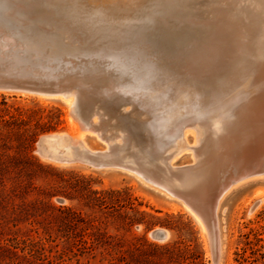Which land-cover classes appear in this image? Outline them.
Returning a JSON list of instances; mask_svg holds the SVG:
<instances>
[{
    "label": "rangeland",
    "instance_id": "1",
    "mask_svg": "<svg viewBox=\"0 0 264 264\" xmlns=\"http://www.w3.org/2000/svg\"><path fill=\"white\" fill-rule=\"evenodd\" d=\"M66 1L67 0H56L59 6L57 12L59 22H66V25L69 27H71L69 25L71 20L80 22L79 26L77 25L78 23H75V28L72 29L77 35L80 37L86 36L88 38L86 31L90 29L91 31H88V33L91 34L90 38L94 35L95 37H93L99 40L106 33L103 29H100L101 31L98 29L105 26L104 28H108V31L110 30L113 36H116L115 38L113 37L114 40L119 37L118 40L120 41H115L119 47L126 46V40L128 41V37L131 36L132 31H135V29L138 30L134 25L139 26L141 24H147L149 29L150 26H155V29H160L163 33L169 32L171 26L170 20H173L175 14H178L177 17L179 16L180 18H178L181 21L183 20L182 22L185 26L190 24H188V13L200 19L203 18L204 20L207 18L209 19V17L211 18V16L216 21L220 18L222 20L226 19V21L228 20L231 24L236 20L235 17L240 18L234 22V25L237 26V29H239V27L241 28L238 31L243 29L249 34L242 30V33L238 32L237 35L240 36L243 34V36H241L245 39H242V37H240V39L238 36V41L233 42L235 45L240 43L241 47L247 44L244 49L238 47L236 49H231V58H233L234 55H238L236 64H232V66L237 67L242 61L250 64L256 54L260 38L258 32H261V29H258V27L261 28V26L258 23L253 24L255 23L253 20L254 15L252 14L254 12L252 10L254 9L251 8L261 4L263 5L260 7L264 8L263 0H249L250 2L248 0H246V2L245 0H241L242 3L239 0H211V2L210 0H198L199 2L197 0H138V2L137 0H110V2L106 0L108 3H106L105 0H93V2L92 0ZM167 1L169 2L167 3ZM251 2H253V4ZM210 3L213 4L210 5ZM82 4L84 6H82ZM174 4L175 6H173ZM208 4L210 7H208ZM10 5H12V3ZM212 6H214L215 9ZM204 7L206 11L203 9ZM93 9L94 11H92ZM96 9L97 13H95ZM100 9L102 11H100ZM90 10L94 15L92 13L90 14ZM173 10L175 12H173ZM262 11H264V9ZM81 12H83L82 15L80 14ZM221 12L223 14H221ZM140 13L143 18L140 17L139 19L136 15ZM227 13L229 16H227ZM244 13L247 14L244 15ZM262 13L264 14V12ZM102 15H104V20ZM71 16H74V18ZM80 16H82L83 21H80ZM90 16L94 17L90 19ZM99 18L101 20H99ZM140 20L142 21L140 22ZM251 20H253V23H251ZM104 21L106 22L103 23ZM184 21L186 22L184 23ZM203 21L201 20L200 22ZM241 21L244 24L247 23L245 25L246 27L244 24H241ZM124 22L127 26L124 25ZM107 23L110 24L108 25ZM131 23L132 25H130ZM133 23L135 24L133 25ZM173 23L176 28H183L181 23ZM106 24L108 26H106ZM85 25L88 26V29ZM254 25L255 27L258 25L257 29L259 31H255L257 29H255ZM125 27L127 28V32L125 31ZM248 27L255 32L251 33L252 31H250ZM121 28H125V30L121 31ZM125 32L126 35L128 34L127 36H124ZM119 33L121 35L122 33L124 34L122 35L123 38ZM187 35V37L190 36V42L192 43L199 40L198 37H194L193 33L188 32ZM123 39H125V43H123ZM251 43H253V45H251ZM247 47L251 49L248 50ZM250 51H254V54L251 52L252 56L254 55L253 57ZM231 58H229V60ZM232 66L230 65L229 68ZM222 77H217L218 81H222ZM0 92V114H4L5 112V106L2 103L3 99L1 97L3 96L5 98L4 102L6 103V108L9 107L11 112L15 113L16 109L21 111L27 110V116L23 115V117L28 119V121L30 120L32 124L34 123L33 120L37 118V114L40 113L38 111L44 110L43 116L45 114H51L50 116L53 117L59 116V122L56 124L54 130L39 134L34 140H32V125L28 129H17L14 127L8 130L0 125V264L264 263L260 255L264 252V249L259 250L256 246L248 248L245 245L247 240H253L256 235L258 238L262 239L260 243L264 246V177H256L230 188L219 202L216 208L219 250L218 260L216 263H213V259L210 256L212 255L211 246L206 232L198 225L199 223L195 217L175 197L173 199L172 196L145 183V181H142V178L127 170L125 171L117 168H95L80 162H70L66 164L55 161V163H53V159L44 157L36 151L37 140L43 135L59 133L68 136L72 133V129L74 128L73 125H76V127L78 126V130H80L78 121L73 119L70 115L71 104L59 98H38L35 95L13 92H5L9 94H4L2 91ZM241 104L242 102H235L232 104V108L236 110ZM219 110L220 112L223 111L222 108L218 109V111ZM70 118L72 119L70 120ZM213 119L214 118L210 117L207 121H210L211 126L215 129L216 126H222L224 123L223 120H225L224 118H217L216 122H212ZM220 119L221 121H219ZM96 121H98L97 117ZM193 127L194 126L188 127L191 129V132H188L186 135L189 144H192V142L194 143L199 135L196 128L194 129ZM91 135L87 134V132L82 135V141L84 140L83 143H85L84 145L86 147L88 146L92 151H103L104 148L105 151L107 149V144L100 141L95 135V137ZM205 136L208 145L211 144V140L213 139L211 135L206 134ZM205 136H203V138H205ZM191 151L192 150L186 149L184 153H179L177 157L175 155L170 165L173 168L174 166L175 168H182L194 164L195 162L193 163V161H196V159ZM27 152L32 158H28L26 155ZM145 155L146 153L144 150L141 156L144 158ZM156 162L160 163L161 160L158 159ZM95 192H98V195H96ZM96 196L102 199V205L96 202ZM66 209L71 211L74 219L81 221L78 226L70 227L65 221L58 218L61 216L60 211ZM13 223L17 224L19 227L20 231L18 235L20 236H25L27 234L35 236L33 232H29L31 227L30 223L32 225L38 223L41 225L49 224L53 226L54 231L52 232L51 241L43 240V251H39L43 252L44 256L41 257L36 253L35 258H23L19 250H17L15 254L12 250H8L6 246H4L1 239L10 232L8 227H10L12 231H15V229L11 227ZM159 229L168 231L167 239L155 240L152 238L150 235L152 230ZM83 241L85 242L84 244ZM244 249L246 252L242 253ZM240 254L245 255L247 258L246 262L240 257Z\"/></svg>",
    "mask_w": 264,
    "mask_h": 264
},
{
    "label": "bare ground",
    "instance_id": "2",
    "mask_svg": "<svg viewBox=\"0 0 264 264\" xmlns=\"http://www.w3.org/2000/svg\"><path fill=\"white\" fill-rule=\"evenodd\" d=\"M10 2L12 5H10ZM168 2L169 1H167V3ZM106 3H108V1ZM251 3L253 4V2ZM175 4L173 6H175ZM211 4L213 3H210V5ZM261 5L251 8L254 9L252 10L254 11L252 14L254 15L253 20L255 22L253 23V20H251V23H258L261 28L258 27V25L256 27L254 25V27L255 29H257V27L258 29H261V32H258L260 38L258 37L259 44L258 48L256 47L257 50L255 56L253 55L254 57L252 56L254 51H250V53L252 52L251 56L253 57L250 64L242 61L240 64H238L239 62L237 63L238 67L232 66V64H236V58L238 55H234V57L231 58V49H236L237 47L244 49L247 46L245 43L244 47H241L240 43H238V45L233 43L238 41L237 37L239 35H237V33H242L243 30L238 31L241 28L239 27V29H237V26L234 25V22L240 18L235 17V20L230 16L235 20L232 22L233 20L229 17L232 20H230L232 22L231 24L228 20L226 21V19L222 20L220 18L216 21L211 15V18H207L208 20L206 19V21L203 18L200 19L195 17V15L193 16V14L188 13V24H190L187 25L189 27L183 25V20L181 21L179 19L180 17H177L178 14H173V20H170V31L167 33H163L160 29H155V26H150L149 29L147 24L136 26L134 25L135 23H133L138 30L135 29V31H132L131 36L128 37V41L126 40V43L124 40L127 38L124 37V42H122L125 43L126 46L123 47H119V45L115 43V41H120L118 40L119 37L114 40L113 34L110 30L108 31V28H104L105 26L98 29L99 31H101L100 29H103L106 33L100 38V40L95 39L94 35V37L91 36V40V34L88 33L89 29L86 31L88 39L90 38L89 41L87 40L88 45L81 46L86 49V51H80L79 53L72 55L75 58L85 57V59H80V61L77 62L74 60L66 61L65 67H62L65 71L73 72L76 75L74 76L72 73H68L66 75L65 91L62 95V98L71 104L72 107L76 102V96L78 97L81 95L96 98L100 97L119 105L121 115L117 118V121L123 128V132H118V134L114 136L115 138L108 143L104 141L107 144V149L104 151V148L103 151L107 153V156H115L128 145L127 142L130 137V130L127 128L126 122L128 120H132V124L138 126L139 129L146 134L151 155L154 158L162 160V165H155L154 170L151 172L152 176L148 175V181L157 189L164 190L165 193L170 196L173 195V199L175 195L171 192L174 190L172 184H170L168 179L165 180L163 178L165 180L163 181L157 178L159 176H165L167 173L168 176L170 174L176 176L179 174V172L174 171L173 167L170 165L175 155L177 157L179 153H184L186 149H189L192 150L191 152L193 153L194 158L197 161H200L201 153L203 152V149L206 148V141L203 142L205 139L203 136L209 134L215 137L216 134L222 131L223 133L225 132L226 135L228 134L230 136V140L228 139V143H230L234 134L232 135V133L229 132L233 131L235 133L233 139H236L239 149L237 151L231 150V146H229L228 143L222 146L223 148L219 152L221 158L220 165L214 164L208 168V162L200 163L202 162L201 160L199 163L197 162L195 164V161H193L194 164L183 167L186 169V173L183 177L182 185L184 187H188V190H193L192 192H194L196 196L195 199H197L200 204H197L195 207L189 200L175 196L177 197L176 199L179 200L195 217L199 223L198 225L202 227L204 232H206L211 246L213 256H210L213 259V263H216L218 260L219 250V233L216 218V208L219 202L230 188L256 177H264V14L262 13L264 12L262 11L264 8L260 7ZM82 6L84 5L82 4ZM208 7H210L209 4ZM212 7L215 9L214 6ZM58 8L59 6L56 0H0V32L8 28L15 29L17 27H24L26 24L28 26L37 25L39 30L43 31L45 30L43 24L55 23L57 29L63 30L61 33L63 37L77 40L78 38L73 36L74 34H72L70 30L75 28V23H78L77 25L79 26L80 22L71 20L69 22L71 27L66 25V22H59L57 14ZM203 9L206 11L205 7ZM92 11H94V9ZM95 11V13H97V9ZM100 11L102 10L100 9ZM173 12L175 11L173 10ZM82 13L83 12L80 14L82 15ZM91 13L92 12L90 10V14ZM102 13L105 14L104 12ZM141 13L136 15L137 18L140 19L142 16ZM221 14L223 13L221 12ZM245 14L247 13H244V15ZM103 16L104 15H102V17ZM227 16H229L228 13ZM71 17L74 18V16ZM80 17V21H83L82 16ZM93 17L94 16H90V19ZM104 19L105 18L103 17V20ZM99 20L101 19L99 18ZM142 20H140V22ZM201 20L204 21L200 22ZM186 21H184V23ZM105 22L106 21L103 23ZM173 22L181 23L183 28H176ZM100 24L98 25L100 26ZM107 24L106 26L110 23L108 25ZM241 24L243 25L244 23L242 22ZM246 24L247 23H245L244 26ZM124 25H126L125 22ZM130 25H132V23ZM86 26L87 25H85V27ZM125 28L121 31L125 30ZM129 29L132 30L131 28ZM258 29L255 31H259ZM249 30L252 31V29ZM125 31L127 32V28ZM126 32L125 35L123 33L122 35L127 36L128 34L126 35ZM188 32L193 33L194 37H198L199 40L197 41L194 39L196 40V42L193 41L195 43L190 42V36L187 37L190 35H187ZM254 32L252 31L251 33ZM241 35L243 36V34ZM241 35L239 38L242 37ZM85 38L87 37L85 36ZM242 39L245 38L242 37ZM77 44L78 42H73L75 48H77ZM251 45H253V43H251ZM250 47L249 49L252 48ZM78 48L80 47L78 46ZM35 49L36 47L33 44L28 41L24 42L25 51H34ZM34 52L37 53V51ZM58 55V52L51 53L53 60L58 58ZM229 58L231 59L229 60ZM230 65L232 66L231 68H229ZM221 75L224 76L222 77ZM217 77H222V81H218ZM73 87H76L78 90H73ZM2 93L9 94L5 92ZM37 97L43 98L42 96ZM235 102H242L241 106L236 110L232 108V104ZM220 108L223 109L222 112H220V110L218 111ZM210 117L214 118L212 122H216L217 118H224L225 120H223L224 123L222 126H216V130L213 126H211L210 121H207ZM71 119L72 118H70V120ZM219 121H221V119ZM98 123L96 121V114H93L91 118L92 126H97ZM191 126H194V129L196 128L199 135L194 143L192 142V144H189L187 142L186 135L188 132H191V129L188 128ZM73 127L72 133L67 136L68 138H65V135L63 134L53 133L40 137L39 141L44 140L46 144H52V146L54 145L53 147L56 148L70 147L74 150V152L82 153L81 151H84L90 152V154L94 155V150L92 151L88 146L87 148L84 145L85 143H83L84 140L82 141V135L85 134V132L78 130V126L76 127V125H73ZM87 134H93L91 136L95 135L99 138L97 133L93 131H88ZM228 135L227 137L229 138ZM175 149H178V151L173 154L172 152H174ZM62 160L67 162L71 159L63 158ZM53 163H55V160ZM139 168L135 170L129 169V172L138 176L137 173H142L143 171ZM123 169L126 168L123 167ZM226 173L227 175H225ZM205 176L211 177L210 182L212 183L211 185L209 183L208 188L214 187L222 189L216 197H212L207 194V186L204 183ZM226 181L228 183L227 186L225 184ZM191 198L194 199V197ZM209 204H213V207L209 206ZM159 230L163 232V237L158 238L157 240L165 239L168 231L163 229Z\"/></svg>",
    "mask_w": 264,
    "mask_h": 264
},
{
    "label": "water",
    "instance_id": "3",
    "mask_svg": "<svg viewBox=\"0 0 264 264\" xmlns=\"http://www.w3.org/2000/svg\"><path fill=\"white\" fill-rule=\"evenodd\" d=\"M43 27L45 30L40 31L37 25L28 26L26 24L24 27L12 28L13 30L8 28L0 32V91L42 96L53 99H64L62 98V95L65 91L66 75L68 73H72L74 76L76 75L73 72L65 71L62 67H65L66 61L74 60L77 62L80 61V59H85V57L75 58L72 55L77 54L80 51H86V49L81 46L88 45L89 39L80 37L73 30H70V32L78 39H74V41L71 38H65L61 35L63 30L57 29L55 23H46L43 24ZM25 41L33 44L36 47L34 51H37V53L34 51H25ZM73 42H78L77 45L80 48H78V46L75 48ZM52 52H58L59 54L58 58L55 60L52 58L53 55L51 56ZM72 89L78 90L76 87H73ZM93 114H96L98 119L97 123H99L97 126H92L91 124ZM70 115L73 119L78 121L81 131H93L97 133L100 140H103V142L105 141L108 143L115 138L114 136L117 135L118 132L123 130L117 121V118L121 115L119 105L100 97H87L84 95L76 96V102L73 107L71 106ZM126 123L127 128L130 130V137L127 142L128 145L115 156L108 157L107 153L104 151H94L95 153L92 155L90 152H74L70 147L56 148L53 147L54 145L52 146V144H46L44 140L39 141L40 138L37 140L36 151L40 155L57 162H80L95 168H118L129 171V169L135 170L140 167L139 169L143 171L142 173L137 171L138 176L146 183L155 187L148 181V175L152 176L151 172L154 170L155 165H162V160L159 159L161 162L157 163L156 161L158 158H154L151 155L146 134L140 130L138 126L132 124V120H128ZM229 133L235 135L233 131ZM225 135V132L223 133L221 131L216 134V138L211 136V138H213L212 145L207 144L205 136L206 140L204 139L203 142L206 141V148H204L205 150L203 149L200 156V161L202 160V162L196 160L195 164L197 162H208V168L214 164L220 165L221 158L219 152L222 150V146L229 142L228 139L230 140V136L227 134L229 136L228 138L227 135ZM233 137L228 144L231 146V150L237 151L239 149L238 143ZM65 138L68 137L65 136ZM208 146L211 149H209ZM144 150L146 157L144 156L143 158L141 153L144 152ZM177 151L178 149H175L172 153L175 154ZM63 158L71 160L65 162L62 160ZM123 167L126 169H123ZM173 169L174 171L179 172L177 176L173 174L168 176L167 173V175H165L167 177L159 176L157 179L163 181L168 179L170 184L174 187V190L171 191L172 194L185 200H189L196 207L197 204L200 203L195 199L196 196L194 192H192L193 190H188V187L182 185L186 169L183 167ZM225 175H227V173ZM210 178V176H205L204 178V183L207 186V194L216 197L222 189L214 187L208 188L209 183L210 185L212 183L210 182ZM225 184L226 186L228 185L227 181ZM191 197H194V199ZM209 206L213 207V204H209ZM150 235L152 238L158 239L163 237V232L160 230H154Z\"/></svg>",
    "mask_w": 264,
    "mask_h": 264
},
{
    "label": "trees",
    "instance_id": "4",
    "mask_svg": "<svg viewBox=\"0 0 264 264\" xmlns=\"http://www.w3.org/2000/svg\"><path fill=\"white\" fill-rule=\"evenodd\" d=\"M2 97V103L5 106L4 108V114H0V125L2 127H5V129H12V128H17V129H28L31 125L33 126V135H32V140H34L39 134L45 133V132H49L55 129L56 124H58L59 122V116L53 117L50 116L48 114H45L43 116V112L42 111H38L40 112L39 114H37V118L35 120H33V124L32 122L26 118L23 117V115L27 116V110L25 111H21L16 109L15 113L11 112L9 110V107L6 108V103L4 102V97ZM58 110V109H57ZM28 156V158H32L30 155H28V152L26 154ZM34 159V158H33ZM96 195H98V192H95ZM96 202L98 204L102 205V199L96 196ZM61 216H59L58 218H60L61 220L65 221L66 224H68L70 227L71 226H78L79 223H81L80 220H76L74 219V217H72V213L69 209H66L64 211H60ZM31 227L29 229V232H33L35 234V236L32 235H18L19 234V227L17 226V224H12L11 227L15 229V231H12L9 228V233L6 234L4 237H2L1 241H3L4 246H6V248L8 250H12L13 253L16 254V251L19 250L21 253V256L23 258H35L36 257V253L39 254L41 257L44 256L43 252H39V251H43V240L46 241H51L52 238V232L54 231L53 226L49 225V224H34L32 225L30 223ZM262 239L258 238L256 235L254 236L253 240H247L245 245L248 248H252V246H256L257 248H259V250H263L264 246L261 245ZM85 242L83 241V244ZM39 252V253H38ZM246 250L244 249L242 251V253H245ZM262 256V259L264 260V252L260 254ZM240 257L243 259V261L246 262V257L244 254H240ZM264 264V263H263Z\"/></svg>",
    "mask_w": 264,
    "mask_h": 264
}]
</instances>
